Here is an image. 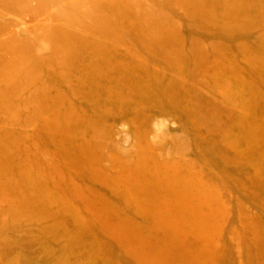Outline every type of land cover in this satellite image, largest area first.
<instances>
[{
	"label": "rangeland",
	"instance_id": "1",
	"mask_svg": "<svg viewBox=\"0 0 264 264\" xmlns=\"http://www.w3.org/2000/svg\"><path fill=\"white\" fill-rule=\"evenodd\" d=\"M4 146L0 264H264V0H0Z\"/></svg>",
	"mask_w": 264,
	"mask_h": 264
},
{
	"label": "bare ground",
	"instance_id": "2",
	"mask_svg": "<svg viewBox=\"0 0 264 264\" xmlns=\"http://www.w3.org/2000/svg\"><path fill=\"white\" fill-rule=\"evenodd\" d=\"M101 76L100 75H97L96 74V72H92V77H91V79H93V80H95V81H97L99 78H100ZM82 143H81V145H77L76 146V154L74 155V157L73 158H71L72 160H74V159H76L79 155H78V153L79 154H81L82 152L84 153V154H86L87 152H89V147H90V145H89V143L86 141V140H84V141H81ZM5 152H6V147L4 146V147H2L1 149H0V157H3L2 155H4L5 154ZM77 168H79V165H77L76 166V169ZM45 188H47L46 186H45ZM202 188L201 187H196V189H195V191H194V194L193 193H191V194H189L188 192H187V194L188 195H185V197L183 198V200H185L186 202H189V203H192L193 201L192 200H194V201H199L200 200V198L199 197H201L202 195ZM32 194L33 195H37V193L36 192H34V191H32ZM164 194H166V192H165V190L162 188L161 189V197H162V195H164ZM191 201V202H190ZM188 215H192V213H188ZM172 218V217H171ZM212 255V254H211Z\"/></svg>",
	"mask_w": 264,
	"mask_h": 264
}]
</instances>
